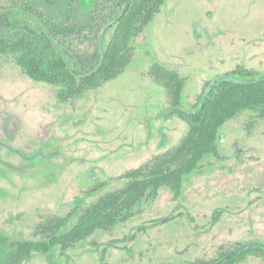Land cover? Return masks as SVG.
<instances>
[{
  "label": "rangeland",
  "instance_id": "rangeland-1",
  "mask_svg": "<svg viewBox=\"0 0 264 264\" xmlns=\"http://www.w3.org/2000/svg\"><path fill=\"white\" fill-rule=\"evenodd\" d=\"M30 2L54 23L68 10L86 20L79 0ZM156 63L184 79L185 107L206 81L237 66L264 73V0H168L121 76L66 103L0 56V233L12 243L32 240L38 222L121 188L127 171L181 141L187 125L167 117L168 97L148 75ZM217 144L218 155L185 180L177 201L161 189L126 223L22 264H181L210 260L220 246L264 243V115L240 113Z\"/></svg>",
  "mask_w": 264,
  "mask_h": 264
},
{
  "label": "trees",
  "instance_id": "trees-1",
  "mask_svg": "<svg viewBox=\"0 0 264 264\" xmlns=\"http://www.w3.org/2000/svg\"><path fill=\"white\" fill-rule=\"evenodd\" d=\"M167 1L79 0L85 21L76 22L68 10L63 21L54 23L30 0H7L8 6L0 4V56L10 58L31 81L54 87L56 99L66 103L121 76L134 57L135 40ZM148 75L168 97L167 117L187 125L185 136L174 148L127 171L121 188L73 214L38 222L32 240L12 243L0 233V264H22L33 254L72 249L96 232L110 231L139 215L161 189L177 201L185 180L206 157L218 155L219 132L226 123L243 112L264 115V73L237 66L206 81L190 107L182 103L185 81L176 70L156 63ZM251 257L264 261L263 242L220 246L210 260L181 264H242Z\"/></svg>",
  "mask_w": 264,
  "mask_h": 264
}]
</instances>
